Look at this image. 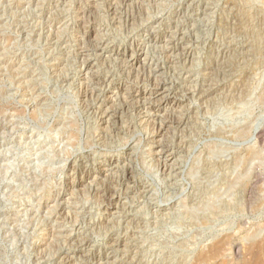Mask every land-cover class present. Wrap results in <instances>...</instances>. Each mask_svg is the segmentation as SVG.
I'll use <instances>...</instances> for the list:
<instances>
[{
    "label": "rangeland",
    "instance_id": "rangeland-1",
    "mask_svg": "<svg viewBox=\"0 0 264 264\" xmlns=\"http://www.w3.org/2000/svg\"><path fill=\"white\" fill-rule=\"evenodd\" d=\"M141 48L148 60L134 69L129 56ZM159 83L181 103L159 106ZM160 122L178 178L155 150ZM260 131L264 0H0V264H186L188 248L226 238L210 264H243L264 228V170L256 213L231 228L207 206L230 199L229 185L222 199L220 173L206 180L198 169L252 147L264 168ZM112 162L121 171L110 185L95 172ZM128 167L131 186L147 192L127 191ZM72 180L81 181L73 192ZM106 186L111 211L95 191ZM194 190L202 204L189 201Z\"/></svg>",
    "mask_w": 264,
    "mask_h": 264
},
{
    "label": "bare ground",
    "instance_id": "bare-ground-1",
    "mask_svg": "<svg viewBox=\"0 0 264 264\" xmlns=\"http://www.w3.org/2000/svg\"><path fill=\"white\" fill-rule=\"evenodd\" d=\"M89 1H92V0H89ZM121 1V0H120ZM193 1V0H192ZM93 3V2H92ZM119 3V2H118ZM50 4V3H49ZM95 3H93L94 5ZM111 4V3H110ZM121 5V4H120ZM96 6V5H95ZM117 6V5H116ZM112 8V7H110ZM111 10V9H110ZM49 11V10H48ZM111 13V12H110ZM114 13V12H113ZM127 13V12H126ZM115 14V13H114ZM138 15V14H137ZM48 16V15H47ZM84 17V16H83ZM132 17V16H131ZM126 19V18H125ZM45 22V21H44ZM160 28V27H159ZM176 28V27H175ZM90 32V31H89ZM133 32V31H132ZM151 33V32H150ZM178 33V32H177ZM151 35V34H150ZM147 36V35H146ZM154 36V35H153ZM162 36V35H161ZM99 37V36H98ZM160 37V36H159ZM169 37V36H168ZM183 37V35H182ZM54 38V37H53ZM181 38V37H180ZM157 40V39H156ZM155 40V41H156ZM164 40V39H163ZM145 43V42H144ZM150 43V41H149ZM111 44V43H110ZM113 44V43H112ZM153 44V43H152ZM164 44V43H163ZM150 45V44H149ZM167 45V44H166ZM176 45V43H175ZM180 45V44H179ZM105 46V45H104ZM144 47V46H143ZM177 47V46H176ZM179 48V47H178ZM89 49V47H88ZM94 49V48H93ZM107 49V48H106ZM85 50V49H84ZM162 50V49H161ZM190 50V49H189ZM119 51V50H118ZM126 51V50H125ZM129 51V50H128ZM174 51V50H173ZM191 51V50H190ZM103 52V51H102ZM107 52V51H106ZM147 52V51H146ZM146 52L144 49H139L136 53H133L131 54V56H129V65L132 66V67H136L138 65H145V62H147L148 59H146ZM91 53V52H90ZM183 53V52H182ZM123 55V54H122ZM130 55V54H129ZM187 57H189V52H186L184 54ZM149 56V55H147ZM170 56V55H169ZM125 57V56H124ZM93 58V57H92ZM128 59V58H127ZM85 61V60H84ZM179 61V60H178ZM101 62V61H100ZM99 62V63H100ZM104 62V61H103ZM187 62V61H186ZM81 63V62H80ZM155 63V62H154ZM174 63V62H173ZM160 64V63H159ZM157 64V65H159ZM186 64V63H185ZM93 61L92 60H86L84 62V65H83V68H84V72L85 73H89L92 68H93ZM149 65V64H148ZM166 65V64H165ZM104 66V65H103ZM113 67V66H112ZM134 67V69H135ZM139 67V66H138ZM146 67V66H144ZM151 67V66H150ZM157 67V66H156ZM159 67V66H158ZM58 69V68H57ZM139 69V68H138ZM154 69V68H153ZM96 70V69H95ZM131 70V69H130ZM122 71V70H121ZM132 71V70H131ZM143 71V70H142ZM140 72V71H139ZM153 72V71H152ZM186 73V72H185ZM152 74V73H150ZM154 74L155 76L160 74V71L158 70H155L154 71ZM88 75V74H87ZM107 75V74H106ZM136 76V75H135ZM162 76V75H161ZM158 77V76H157ZM133 78V77H132ZM155 78V77H154ZM159 78V77H158ZM92 79V78H91ZM98 79V78H97ZM89 80V79H88ZM114 80V78H113ZM144 80V79H143ZM161 80V79H159ZM103 81V80H102ZM107 81V80H105ZM166 81V80H165ZM164 81V82H165ZM113 82V81H112ZM111 82V83H112ZM162 82V80H161ZM98 83V82H97ZM109 83V82H108ZM110 83V84H111ZM100 84V83H99ZM154 84V83H153ZM157 84V83H156ZM93 86V85H92ZM104 86V85H103ZM109 87V86H107ZM171 87V86H170ZM98 88V87H97ZM145 88V87H144ZM147 88V87H146ZM154 88V87H152ZM169 88V87H168ZM167 85L164 84V83H159L158 84V87L156 89V95L158 96H161V100H160V103H159V106H167L169 104H179L181 102H179L176 98L166 94L165 93L167 92ZM149 89V88H148ZM118 90L120 92L124 91V87H119ZM179 91V90H178ZM126 92V91H125ZM134 92V91H133ZM151 92H152V89H151ZM169 92V91H168ZM208 92V91H207ZM141 93V92H140ZM144 93H147V92H144ZM172 93V92H171ZM81 94V93H80ZM139 94V93H137ZM101 95V94H100ZM99 95V97H100ZM124 95V94H123ZM140 95V94H139ZM143 95V94H142ZM198 95V94H197ZM204 95V94H203ZM149 96V95H148ZM110 97V96H109ZM108 97V99H109ZM113 97V96H112ZM134 97V96H133ZM136 97V96H135ZM146 97V95H145ZM151 97V96H150ZM111 98V97H110ZM116 98V97H115ZM149 98V97H148ZM82 99V98H81ZM106 99V98H105ZM135 99V98H134ZM160 99V98H159ZM104 100V99H103ZM148 100V99H147ZM150 100H152L150 98ZM158 100V99H157ZM156 100V101H157ZM180 100V99H179ZM197 100V99H196ZM110 101V100H109ZM113 101V100H112ZM102 102V101H101ZM98 103V102H97ZM101 105V103H99ZM108 104V103H107ZM97 105V104H96ZM127 105V104H126ZM85 106V105H84ZM104 106V104H103ZM131 106V105H130ZM157 106V105H156ZM171 106V105H170ZM105 107V106H104ZM103 107V108H104ZM98 108V107H97ZM108 108V107H107ZM106 109V107H105ZM110 109V107H109ZM185 109V107H184ZM94 110V109H93ZM111 110V109H110ZM131 110V109H130ZM167 110V109H166ZM95 111V110H94ZM105 111V110H104ZM117 111V110H116ZM145 111V110H144ZM158 111V110H157ZM184 111V110H183ZM98 112V111H97ZM103 112V111H101ZM113 112V111H112ZM131 112V111H130ZM141 112V111H140ZM154 112V111H153ZM163 112V111H162ZM86 113V112H85ZM96 113V112H95ZM101 114V113H100ZM104 114V113H102ZM158 114V113H157ZM90 115V114H89ZM115 114H112V113H108V115L104 114V117L103 119L105 120L106 118H113ZM170 115V114H169ZM88 116V115H87ZM118 116V115H117ZM124 116V115H123ZM157 116V115H156ZM95 117V116H94ZM167 117V115H166ZM96 118V117H95ZM100 118V117H99ZM94 119V118H93ZM92 119V120H93ZM102 118L100 119L101 121L103 120ZM180 120V119H179ZM108 121V119H107ZM117 121V120H116ZM181 121V120H180ZM100 122V121H99ZM110 122V121H109ZM143 123V122H142ZM183 123V122H182ZM121 124V123H120ZM155 135H154V140H156L155 142V150L157 153H159V155L163 158L164 160V163H163V166L162 168L165 170V171H172L174 172V176L175 178H178L179 175H180V170L182 169L181 167H178L177 165H174V152L172 151V149H170L167 145H164L162 144V142L158 141L159 137L162 135L163 131L165 130L166 126L165 124H162L161 122L160 123H155ZM181 124V123H180ZM102 126V124H101ZM173 126V125H172ZM106 128V127H105ZM121 128V127H120ZM66 130V129H65ZM128 130V129H127ZM186 130V129H185ZM248 130V129H247ZM246 130V131H247ZM249 131V130H248ZM240 135L241 134H247V132L245 133L244 131H241L239 132ZM109 134V133H108ZM111 134V133H110ZM164 135V134H163ZM263 135H264V131H260L256 134L255 136V139L257 141H261L262 142V138H263ZM105 136V135H104ZM152 136V135H151ZM239 136V135H238ZM164 137V136H163ZM183 137V136H182ZM236 137V136H235ZM239 138V137H238ZM106 139V137H105ZM160 140V139H159ZM162 140V139H161ZM153 142V141H152ZM166 144V143H165ZM173 148V147H172ZM254 147L252 148H246L244 150L242 149H235V154L230 157V159H226L225 161H219L216 165H211L210 162H208L207 160L206 161H203L202 163V166L201 168L199 167L198 169V173H201L202 176H204L203 179H210L211 176L210 174L212 172H217V173H220V175L222 176V179H221V187H220V192L223 191L222 193V196L220 194V196L222 197L223 199V196H225V194L227 195V193H229L230 191L232 192L231 194V198L228 199V200H222L221 201V206H211V205H208V209L210 210L211 208V212L209 213L210 215H212L213 217H226V218H229L230 220V226H233L231 228H239L240 224L242 225H245V222H241L240 224H237L235 223V217L237 218L238 216H240V218H245V217H241L242 215L243 216H254V214L256 213V190H257V186L258 184L260 183V179H261V173L262 171L264 170L263 166L262 165H255V150L253 149ZM232 150V149H231ZM55 151V150H54ZM239 151H242V152H239ZM154 152V151H153ZM132 153V152H131ZM61 154V153H60ZM159 156V157H160ZM260 156V155H259ZM224 157V156H223ZM239 157V162H234V159L237 158L238 159ZM226 158H229L226 157ZM176 159V158H175ZM225 159V158H224ZM130 160V159H129ZM222 160V159H221ZM212 161V160H211ZM120 163V162H119ZM118 162H112L107 170L106 169H97V171L95 172V174L97 175L96 177L99 179V178H104V179H110V178H115L113 176H115L119 171H121V167L119 165ZM238 163V164H237ZM161 164V163H160ZM199 164H201V162H199ZM87 165V164H86ZM246 165V166H245ZM218 167V168H217ZM85 168V167H84ZM125 168V167H124ZM216 168V169H215ZM87 169V168H86ZM74 171V170H73ZM132 169H125L123 171V173H126V174H123V177H125L126 175V179L128 180V186H127V191H130L132 193H139V191H141V189L145 192H147V188L148 187H143V186H140L139 185L137 186L136 184H134L133 186H131V182H130V175L132 174ZM196 171V170H195ZM197 172V171H196ZM168 173V172H167ZM71 174V173H70ZM170 175V174H169ZM173 175V174H172ZM200 175V174H199ZM88 177H91L90 175H87ZM217 176V175H216ZM119 177V176H118ZM82 178V177H81ZM171 178V177H170ZM87 179V178H86ZM96 179V178H95ZM110 183V185L112 184V181ZM168 179V178H167ZM200 179V178H199ZM213 179V177H212ZM132 180V179H131ZM202 180V178H201ZM69 181V180H68ZM83 181V180H82ZM85 181V180H84ZM126 181V180H125ZM135 181V180H134ZM166 181V180H165ZM81 181H70L69 184L66 183V185L68 184L67 188L68 189H76V187H78V183H80ZM117 182V181H116ZM115 182V183H116ZM123 182V181H122ZM124 183V182H123ZM176 183V182H175ZM146 184V183H145ZM214 184V183H213ZM103 185V183H102ZM101 185V187H102ZM215 185V184H214ZM213 185V186H214ZM226 185H229V190L228 192L226 193V188L224 189V187ZM99 186V185H98ZM105 186V185H104ZM116 186V185H115ZM125 186V185H124ZM86 187V186H85ZM100 187V186H99ZM107 187V186H106ZM122 187V186H121ZM105 188V187H104ZM120 188V187H119ZM126 188V187H125ZM172 188V187H171ZM81 189V187H80ZM79 189V190H80ZM90 189V188H89ZM112 188L110 186L107 187V189L105 188V190H103L102 188L100 189H95V191H97L96 193L97 194H102L104 193V196L106 197H109L108 199V203L106 204V211H111L112 209V206H113V202H114V196L116 195L112 190ZM202 189V188H201ZM66 190V189H65ZM114 190V189H113ZM126 190V189H125ZM69 191V190H68ZM75 190H71V192H73ZM195 191L193 192L192 194V198L195 196ZM71 192L69 194H71ZM149 192V191H148ZM191 192V191H190ZM189 192V194L191 195V193ZM202 192V191H201ZM75 194V193H74ZM134 194V196H135ZM141 194V193H139ZM207 194V193H206ZM211 194V193H210ZM119 196V195H118ZM131 196H133L131 194ZM197 196V195H196ZM195 196L194 199L192 200H189L191 201L192 203H197L199 202V204H202L205 200V198H203V200L200 199H197ZM218 196V195H217ZM229 196V195H228ZM121 197V196H119ZM145 197V196H143ZM142 197V199H143ZM220 197V199H221ZM227 197V196H226ZM62 199V197H61ZM189 199V197H188ZM211 199H213V197H211ZM216 199V197H215ZM214 199V200H215ZM71 200V199H70ZM152 201V200H151ZM212 201V200H211ZM219 201L218 199H216V203L218 204ZM106 202V201H105ZM115 203V202H114ZM119 203V202H118ZM211 203V202H210ZM215 203V204H216ZM61 204V203H60ZM67 204V203H66ZM116 204V203H115ZM216 204V205H217ZM220 204V203H219ZM119 205V204H118ZM193 206V204H192ZM65 207V206H64ZM63 207V208H64ZM78 207V206H77ZM122 207V206H121ZM205 207V206H204ZM210 207V208H209ZM128 208V207H127ZM201 208V207H200ZM59 209V208H58ZM83 209V208H82ZM202 209V208H201ZM199 210V208L197 209ZM196 210V211H197ZM203 210V209H202ZM55 211V210H54ZM105 211V212H106ZM195 211V212H196ZM65 212V211H64ZM63 212V213H64ZM104 212V213H105ZM115 212V211H114ZM113 212V214H114ZM117 212V211H116ZM200 212H203V211H200ZM209 212V211H208ZM207 212V213H208ZM107 213V212H106ZM198 213V212H197ZM196 213V214H197ZM53 214V213H52ZM51 214V215H52ZM108 214V213H107ZM200 214V213H199ZM74 215V214H73ZM77 215V214H76ZM202 215V214H201ZM69 216V215H68ZM118 217V216H117ZM162 217V216H161ZM108 218V217H107ZM196 218V217H195ZM250 218V217H249ZM64 219V218H63ZM155 219V218H154ZM194 219V218H193ZM74 220V219H73ZM111 220V219H110ZM209 218L208 217H205V219H203L204 222H209ZM74 222V221H73ZM121 222V221H120ZM96 227V226H95ZM225 229L222 230V232H224ZM99 232V231H98ZM215 237V236H214ZM49 238V237H48ZM136 238V237H135ZM219 238V235L218 237ZM229 239L231 238H226L225 240L219 242V243H213L211 244V246L207 247V248H199V249H196V250H190L188 248V250L186 251L187 253V256H186V264H192L193 261H195L194 264H210V262L214 259L215 256L217 255H220L221 253H223V247L224 245L222 244H225L229 241ZM120 240V238L117 240L116 243H118V241ZM216 240V239H215ZM213 240V241H215ZM247 241V240H246ZM122 243H124V240H121L119 244H114L112 243L113 245L112 246H115L114 248L116 247H119L121 245H123ZM61 244V243H60ZM209 244V243H208ZM247 246L245 247V249L247 250V254L250 256L249 259H246L243 262V264H264V228L262 229H259L257 230V232L251 237L248 239L247 241ZM53 245V244H52ZM204 246V245H203ZM56 247V246H55ZM54 247V248H55ZM110 247V246H109ZM71 248V247H69ZM113 248V249H114ZM106 249V248H105ZM104 249V250H105ZM82 250V249H81ZM117 250V249H115ZM128 251V250H127ZM39 252V251H38ZM116 252V251H115ZM119 252V251H118ZM239 252V251H238ZM66 253V252H65ZM99 255V254H98ZM81 256V255H80ZM101 256V255H100ZM194 256V258H193ZM65 257V256H64ZM73 257V256H71ZM62 258V257H61ZM78 258V257H77ZM193 258V259H192ZM102 260V259H101ZM60 262V261H59ZM58 263V262H57ZM65 263V262H64ZM107 264V263H106ZM242 264V263H241Z\"/></svg>",
    "mask_w": 264,
    "mask_h": 264
}]
</instances>
